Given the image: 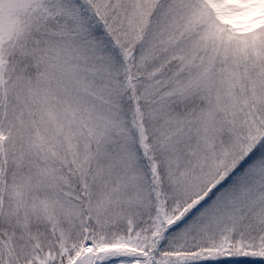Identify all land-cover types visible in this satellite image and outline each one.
Masks as SVG:
<instances>
[{
	"label": "snow or ice",
	"instance_id": "1",
	"mask_svg": "<svg viewBox=\"0 0 264 264\" xmlns=\"http://www.w3.org/2000/svg\"><path fill=\"white\" fill-rule=\"evenodd\" d=\"M0 264H264V0H0Z\"/></svg>",
	"mask_w": 264,
	"mask_h": 264
}]
</instances>
